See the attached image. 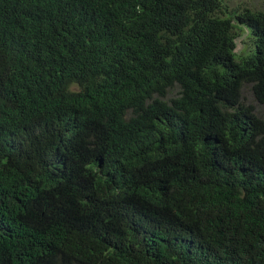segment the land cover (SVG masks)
<instances>
[{
    "label": "trees",
    "instance_id": "trees-1",
    "mask_svg": "<svg viewBox=\"0 0 264 264\" xmlns=\"http://www.w3.org/2000/svg\"><path fill=\"white\" fill-rule=\"evenodd\" d=\"M225 1L0 0V264H264V12Z\"/></svg>",
    "mask_w": 264,
    "mask_h": 264
},
{
    "label": "rangeland",
    "instance_id": "rangeland-1",
    "mask_svg": "<svg viewBox=\"0 0 264 264\" xmlns=\"http://www.w3.org/2000/svg\"><path fill=\"white\" fill-rule=\"evenodd\" d=\"M225 6L228 9H242V8H247L251 11H263L264 12V0H226L225 1ZM236 32H237V37L235 39V53L236 54H243L248 50L249 46V32L248 30L240 25H236ZM250 87L249 86H243L241 90V96H242V101L245 105H250L254 108L255 114L259 117H262V107L257 105L252 98V95L250 93ZM177 93V88L173 89L171 92V95H176Z\"/></svg>",
    "mask_w": 264,
    "mask_h": 264
},
{
    "label": "water",
    "instance_id": "water-1",
    "mask_svg": "<svg viewBox=\"0 0 264 264\" xmlns=\"http://www.w3.org/2000/svg\"><path fill=\"white\" fill-rule=\"evenodd\" d=\"M234 52H235V49H234Z\"/></svg>",
    "mask_w": 264,
    "mask_h": 264
}]
</instances>
